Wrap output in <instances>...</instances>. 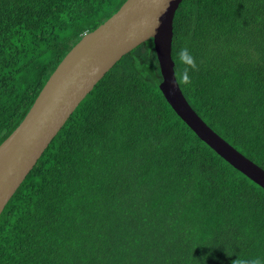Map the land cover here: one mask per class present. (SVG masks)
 I'll use <instances>...</instances> for the list:
<instances>
[{
  "label": "trees",
  "instance_id": "16d2710c",
  "mask_svg": "<svg viewBox=\"0 0 264 264\" xmlns=\"http://www.w3.org/2000/svg\"><path fill=\"white\" fill-rule=\"evenodd\" d=\"M126 0H0V144L81 37ZM217 135L264 170V0H182L175 77ZM152 39L123 56L0 214V264H230L264 259V190L164 99Z\"/></svg>",
  "mask_w": 264,
  "mask_h": 264
},
{
  "label": "water",
  "instance_id": "95a60500",
  "mask_svg": "<svg viewBox=\"0 0 264 264\" xmlns=\"http://www.w3.org/2000/svg\"><path fill=\"white\" fill-rule=\"evenodd\" d=\"M182 0H126L85 33L57 65L19 125L0 144V214L62 126L120 59L149 39L160 91L180 120L219 157L264 190V170L217 135L196 114L176 81L173 19Z\"/></svg>",
  "mask_w": 264,
  "mask_h": 264
},
{
  "label": "clouds",
  "instance_id": "9594fccd",
  "mask_svg": "<svg viewBox=\"0 0 264 264\" xmlns=\"http://www.w3.org/2000/svg\"><path fill=\"white\" fill-rule=\"evenodd\" d=\"M177 60L181 65L176 74V81L186 86H190L192 83L191 73L198 71V65L196 58L192 55L191 51L187 47H181L176 53ZM230 264H264V259L259 257L240 258L237 257L230 261Z\"/></svg>",
  "mask_w": 264,
  "mask_h": 264
}]
</instances>
